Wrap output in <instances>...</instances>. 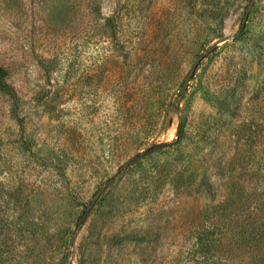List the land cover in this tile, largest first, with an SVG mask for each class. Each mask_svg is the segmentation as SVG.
I'll list each match as a JSON object with an SVG mask.
<instances>
[{
  "label": "rangeland",
  "instance_id": "rangeland-1",
  "mask_svg": "<svg viewBox=\"0 0 264 264\" xmlns=\"http://www.w3.org/2000/svg\"><path fill=\"white\" fill-rule=\"evenodd\" d=\"M0 65V264H250L264 0H0Z\"/></svg>",
  "mask_w": 264,
  "mask_h": 264
},
{
  "label": "trees",
  "instance_id": "trees-1",
  "mask_svg": "<svg viewBox=\"0 0 264 264\" xmlns=\"http://www.w3.org/2000/svg\"><path fill=\"white\" fill-rule=\"evenodd\" d=\"M6 74L7 70L0 65V88L12 94L13 89L4 80ZM171 144L173 143L153 144L147 150L140 153V157L149 156L151 154L159 152L163 150V148ZM87 215L88 209L82 212L81 219L77 225V228H79L84 223ZM247 221H251V223L255 225V228L249 234H247L246 230L245 232L244 230H242L243 232L239 237V243H243L242 246L246 247L247 250L254 249L256 251V254L253 255V257L249 261L250 264H264V206L262 209H260L259 212H256L254 214V217H249Z\"/></svg>",
  "mask_w": 264,
  "mask_h": 264
},
{
  "label": "water",
  "instance_id": "water-1",
  "mask_svg": "<svg viewBox=\"0 0 264 264\" xmlns=\"http://www.w3.org/2000/svg\"><path fill=\"white\" fill-rule=\"evenodd\" d=\"M251 8H252V3L247 7L246 12H245V17H244V19H243V21H242V24H241L239 30L235 33L234 37H238V36L241 34L242 30L244 29V26H245V23H246V19H247L248 15H249V12H250ZM228 38H229V37H223L222 39L218 40L216 43L212 44L211 47H210V49H209L208 51H206L205 55L208 54V53H209V52H210V51L216 46V44H217L218 42H221V41L226 40V39H228ZM203 57H204V55H200V56H199V57L193 62V65L191 66V68H190V70H189V72H188V75H187V77H186V79H185V83H184V85L182 86V89H184L185 84L190 80L191 76L194 74L195 69H196V65H197L198 61L201 60ZM106 188H107V185H104V186L100 189V191H99L98 194L96 195V197H95L93 203H95L96 199L100 197V195L102 194V192H103Z\"/></svg>",
  "mask_w": 264,
  "mask_h": 264
}]
</instances>
